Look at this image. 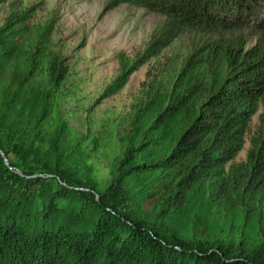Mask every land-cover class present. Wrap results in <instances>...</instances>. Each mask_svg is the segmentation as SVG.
Segmentation results:
<instances>
[{
  "label": "trees",
  "instance_id": "1",
  "mask_svg": "<svg viewBox=\"0 0 264 264\" xmlns=\"http://www.w3.org/2000/svg\"><path fill=\"white\" fill-rule=\"evenodd\" d=\"M6 0H0V4ZM164 17L143 57L184 29L202 33L165 81H153L98 182L67 125L44 129L67 74L20 51L0 28V264H264V0H110ZM251 37L246 42L244 34ZM136 69L120 63L110 97ZM258 127L235 163L252 117Z\"/></svg>",
  "mask_w": 264,
  "mask_h": 264
},
{
  "label": "rangeland",
  "instance_id": "2",
  "mask_svg": "<svg viewBox=\"0 0 264 264\" xmlns=\"http://www.w3.org/2000/svg\"><path fill=\"white\" fill-rule=\"evenodd\" d=\"M110 0H6L0 4V28L11 13L26 12L24 23L8 37L20 50L5 61V82L10 73L21 70L23 57L38 51L42 68L34 83L44 80L48 56L56 55L67 74L56 92L44 129L51 131L58 122L67 125L69 139L87 156L98 182L106 180L110 166L123 146L121 138L130 128L138 102L150 85L165 81L172 69L202 42V33L184 29L162 52L143 57L145 48L165 19L160 14L130 4L110 5ZM246 42L251 37L244 34ZM136 69L124 87L104 97L105 87L119 74L120 63ZM255 114L245 134L235 163L243 162L250 140L258 127Z\"/></svg>",
  "mask_w": 264,
  "mask_h": 264
}]
</instances>
